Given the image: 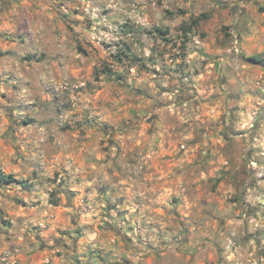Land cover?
I'll return each mask as SVG.
<instances>
[{
  "label": "clouds",
  "instance_id": "1",
  "mask_svg": "<svg viewBox=\"0 0 264 264\" xmlns=\"http://www.w3.org/2000/svg\"><path fill=\"white\" fill-rule=\"evenodd\" d=\"M0 264H264V0H0Z\"/></svg>",
  "mask_w": 264,
  "mask_h": 264
}]
</instances>
